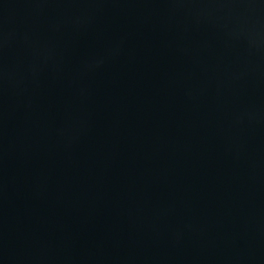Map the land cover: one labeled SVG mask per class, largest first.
Here are the masks:
<instances>
[{
    "label": "water",
    "instance_id": "95a60500",
    "mask_svg": "<svg viewBox=\"0 0 264 264\" xmlns=\"http://www.w3.org/2000/svg\"><path fill=\"white\" fill-rule=\"evenodd\" d=\"M0 264H264V0H0Z\"/></svg>",
    "mask_w": 264,
    "mask_h": 264
}]
</instances>
